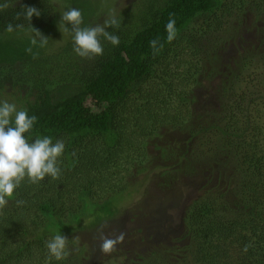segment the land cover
I'll list each match as a JSON object with an SVG mask.
<instances>
[{"label":"trees","instance_id":"16d2710c","mask_svg":"<svg viewBox=\"0 0 264 264\" xmlns=\"http://www.w3.org/2000/svg\"><path fill=\"white\" fill-rule=\"evenodd\" d=\"M243 1L138 0L113 16L117 26L105 29L119 36V45L100 36L103 54L82 58L72 39L51 53L32 43V28L49 29L56 14L51 0H0V90L9 85L23 92L20 110L37 117L24 134L30 143L47 136L65 144L57 179L32 183L25 177L0 208V264H47L53 235L95 212L110 215L113 198L156 168L170 189L190 171L207 170L210 177L203 195L185 208L184 231L172 244L149 245L145 252L135 246L121 253L122 263L264 264V105L252 93L234 99L222 125L206 124L194 121L201 116H193L195 99L187 95L229 29L222 11ZM248 2L257 15L264 12V0ZM26 7L40 11L30 24ZM170 18L176 21L171 40ZM222 86L223 92L230 88ZM165 129L183 133L184 142L170 135L160 146L161 160L139 158L144 136ZM65 237L68 255L52 264H84L85 244Z\"/></svg>","mask_w":264,"mask_h":264},{"label":"rangeland","instance_id":"374dc122","mask_svg":"<svg viewBox=\"0 0 264 264\" xmlns=\"http://www.w3.org/2000/svg\"><path fill=\"white\" fill-rule=\"evenodd\" d=\"M51 1L56 6V14L49 29L45 28L41 32L49 39L44 48L47 53L56 51L66 40L72 39L71 30L65 31V27L71 29V25L61 20V15L69 8H77L82 12L81 27H102L110 17L133 8L138 0ZM248 1H243L240 8L235 6L230 11L223 10L222 15L220 11L215 14L221 15V21L229 29L220 37L216 50L210 51V61H205L202 66L198 83L189 85L187 95L190 97L191 94L195 99L193 116H201L195 122L204 120L202 122L206 124L222 125L221 122L227 117L225 109H230L234 99L248 97L252 93L258 97L261 106L264 105V12L257 15ZM202 23L200 20L196 24L200 30L204 27ZM28 34L32 37V32ZM248 79L254 80L252 85ZM226 83L230 88L223 92L222 85ZM260 94L263 98H259ZM23 97L22 91L9 85L0 90V100L15 103L17 110H20L24 102ZM211 108L213 110L210 111ZM170 135L175 136L174 142H184L183 133L165 129L144 136V142H148L146 149L143 154H136L142 160H145L143 156L161 160L160 146L170 142ZM159 171L156 168L138 174L134 184L129 186L123 196L113 198L109 204L112 210L110 215L95 212L67 231H61L63 236H73L78 244H85L89 253L84 264H124L122 262L126 257L121 253L126 254L135 246L145 252L149 245H170L173 238L182 234L185 208L193 199L203 195V188L210 175L207 170L190 171L179 178L181 183L178 188L170 189L163 185L164 177L159 176ZM141 231L146 240L138 234ZM102 238L117 242L110 251L105 252L101 249ZM115 251L121 255L117 256Z\"/></svg>","mask_w":264,"mask_h":264},{"label":"clouds","instance_id":"9594fccd","mask_svg":"<svg viewBox=\"0 0 264 264\" xmlns=\"http://www.w3.org/2000/svg\"><path fill=\"white\" fill-rule=\"evenodd\" d=\"M24 9L23 15L29 24L33 16H40V11L35 7ZM61 20L71 25V29H68L64 24L65 31L71 30L73 33V51L82 58L103 54L100 36L114 47L120 43L119 36L105 30L108 26H117V20L114 17L107 21L104 27L99 25L81 27L82 12L77 8H69L61 15ZM175 24L176 21L170 18L165 25L169 40L174 38ZM7 30L12 31L13 25L9 24ZM48 40L40 31L32 28L33 44L38 43L44 47ZM150 45L155 48L157 40L150 41ZM28 51L31 52V49ZM36 120L37 117L29 116L26 109L17 110L15 103L0 100V208L8 203V198L13 196L14 189L19 187L25 177L32 183H37L46 176L57 179L60 175L58 158L64 152V142L58 140L53 143L51 137L45 136L36 138L30 143L24 135L33 128ZM67 241L68 239L61 235L60 231L47 241V264H52L53 260L62 261L67 257ZM116 242V240L102 238V251H110Z\"/></svg>","mask_w":264,"mask_h":264}]
</instances>
